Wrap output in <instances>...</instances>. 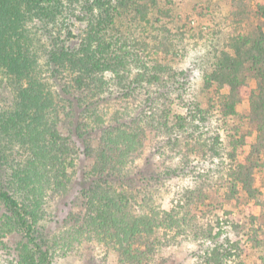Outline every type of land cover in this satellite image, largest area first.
<instances>
[{"label": "rangeland", "instance_id": "obj_1", "mask_svg": "<svg viewBox=\"0 0 264 264\" xmlns=\"http://www.w3.org/2000/svg\"><path fill=\"white\" fill-rule=\"evenodd\" d=\"M173 1L107 33L113 46L104 55L116 57L101 87L99 75H82L70 54L104 39L93 27L97 8L90 17L67 1L72 7L54 23L28 13L5 30L19 39L22 55L0 38V186L30 202L33 234L52 264H264V167L253 176L260 197L232 183L256 135L249 116L257 76L252 61L238 66L225 58L236 35L264 24V0ZM56 47L69 54L60 58L58 78L49 61ZM156 60L171 67L163 78L147 67ZM222 62L234 66V91L218 70ZM176 81L185 83L180 94L171 87ZM68 85L74 99L63 95ZM180 95L206 112L184 130L179 115L191 119ZM110 127L114 145L127 133L139 144L126 155L123 144L108 146L113 164L98 167L104 180L93 193ZM26 241L0 199V264H22L18 249ZM29 248L28 256L39 255Z\"/></svg>", "mask_w": 264, "mask_h": 264}, {"label": "trees", "instance_id": "obj_2", "mask_svg": "<svg viewBox=\"0 0 264 264\" xmlns=\"http://www.w3.org/2000/svg\"><path fill=\"white\" fill-rule=\"evenodd\" d=\"M69 2L70 4L72 2L78 4L81 6V9L83 12H87L89 16H94V10L97 8L99 12L100 19H96L95 24L93 27L99 31L101 30L102 33H104V39H100L99 42H97V47L93 49L91 43H87L85 47H80L74 51V53H70L73 58V65L76 66L77 70L79 69L82 72V75L87 74L88 72H91L89 76H95L99 75V87L103 86L104 84H107V80H105V75L103 74L104 70L112 69L111 65H108L109 59L113 58H106L105 54H108V48L113 46V41L109 39V36L107 37V33L110 30H114L118 21H124L128 16L131 17V15L137 17L138 14L141 15L143 20H148L149 14L148 10L152 7H155L159 5L163 0H0V38H1V46L7 47L10 49V53L12 51L22 55L19 39L16 37H13V33L5 30L7 27H12L14 30L15 27L20 25L22 22V18L25 17L28 13L32 12L34 16H37L41 19H48L52 20V22H56V18L63 13L64 10L71 8L72 6H69L66 4V2ZM171 4L174 3L173 0H165ZM258 7H261V5H258ZM260 11L257 12L259 16ZM261 14L264 15L262 12ZM134 17V18H135ZM92 19V18H89ZM124 25V24H123ZM121 25V26H123ZM263 25L257 26V31L251 32L249 36H245V34H238L232 39L233 43L235 44L236 48L233 55L225 54L226 60L230 61L231 63L235 62L238 64V66H241L245 60L252 61V64L254 66V70L256 72L257 76V82L255 83V89L253 92V96L251 97V114L249 116L250 123L254 125V131L256 133L253 142L250 145V152L247 157V162L245 164H240L241 167L240 175L236 179V177L232 178V183L234 185H237V182H239L242 185L243 190L245 193L251 197L255 198L257 196L260 197V189L259 187L256 189L254 183L255 179L253 176H255V169H262L264 167V28ZM47 30H50L47 28ZM51 31V30H50ZM16 32V31H15ZM6 35L4 36V34ZM92 47V48H91ZM20 48V52H19ZM58 50V51H57ZM164 53L166 55H169L170 48L166 47V49H163ZM98 52L101 54V56L98 54ZM68 56L69 54L66 53L63 47H56V49L53 50L50 54V64L53 66V71H56L55 78H58V73L60 72V65H62V61H60L61 56ZM168 58V57H166ZM116 59L120 60L119 57ZM123 63V62H122ZM149 71L151 70V75H158L157 79L162 77L163 73L166 71H169L171 67L168 63H163L161 61L156 60V63L153 65H147ZM230 69V70H229ZM121 68H117L115 70L119 76ZM218 70L220 73H223L225 76H228L230 78V86L232 88V91H234L237 87L234 84V75L231 73L234 70V66H230L228 68V65L226 62H222L219 64ZM173 73V72H172ZM89 74V73H88ZM87 74V75H88ZM162 74V75H160ZM175 74V73H173ZM181 74H184L182 72ZM81 75V76H82ZM147 73L145 72L146 76ZM80 76V77H81ZM84 77V76H83ZM150 77V75H149ZM163 78V77H162ZM176 78V77H175ZM144 80V79H143ZM82 87L88 85L86 81L81 82ZM115 86H117L120 89H127L124 88L122 83H118L115 81L113 83ZM185 86V83L182 81H176L174 83V86L171 85L172 88H174L175 92L177 94H180L181 88ZM100 90V89H99ZM130 90V89H129ZM158 94L159 91H157ZM168 94V93H167ZM63 95L67 99H74L75 97L72 95L71 90L69 88V85L66 87L65 90H63ZM181 100L184 102V100L188 101V105L186 107L188 108V116L190 117L191 121H186L187 116H183L179 118L181 119V122H179V127H181L183 130L186 129L188 126H190V122L195 121V115L197 113H201L204 115L206 112L203 111L197 104H192L186 98V96H181ZM224 106V105H223ZM230 112L232 113L233 106L229 107ZM221 111V110H220ZM201 115V116H202ZM162 119L164 118V115L161 116ZM203 118V117H201ZM162 123V122H161ZM113 127H110V129H107L104 131L103 140L106 141V144L104 147H101L99 150V155L102 154L97 160L98 164L96 165L97 169L96 172L97 176H95L94 180L97 182L96 185L91 186L93 193L97 192L99 187H101V182L103 179V170H99L98 167L101 166L102 169L108 168L110 165L113 164V159H109V152L107 151L108 146L113 145L115 148L118 147L119 144H123L125 155L128 154L127 152H131L133 150H136L137 145L139 144V140H137V137L131 136L127 133L126 139L123 141V143H118L117 145H114L112 142V137L109 135L112 131ZM117 130V128L115 129ZM109 138V141L107 140ZM199 141L201 140L202 136L199 137ZM139 139V137H138ZM214 144L216 143L213 150H216L215 152L219 154L217 151L219 149L218 142H220L219 137H216V139H213ZM69 149V147L67 148ZM87 151L93 154V148L88 145ZM103 152V153H102ZM259 159L262 160V164L259 162L252 161L253 159ZM106 168V169H107ZM264 169V168H263ZM102 178V180H101ZM237 180V181H236ZM107 182L115 183L116 179L114 176H109ZM99 185V187H98ZM260 194H259V193ZM92 194V193H91ZM93 195V194H92ZM203 196V195H202ZM0 199H2L8 206L9 210L13 213L14 221L18 225V227L21 228L22 231L25 232V236L27 238V241L25 243H22V246L18 249L21 252V262L22 264H52V261L50 259V255L47 251L43 250V245L40 243H37V240L33 232L35 229V224L30 221L29 217L32 214L31 211V205L30 202L24 201L21 199H18L17 197L13 196L9 190H7L5 187L0 186ZM221 233V231H220ZM218 232V234H220ZM29 244H33L35 246V251L39 255H30L28 256V250L30 251ZM229 244V243H228ZM223 245V243L221 244ZM219 249V247H217ZM216 249V248H215ZM227 257L224 258V260ZM217 264H222V262H219Z\"/></svg>", "mask_w": 264, "mask_h": 264}]
</instances>
